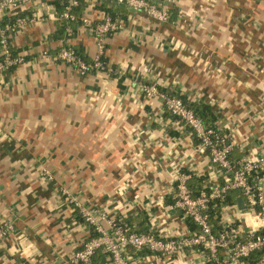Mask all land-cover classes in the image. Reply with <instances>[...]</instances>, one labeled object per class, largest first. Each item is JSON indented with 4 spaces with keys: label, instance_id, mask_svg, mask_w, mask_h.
Here are the masks:
<instances>
[{
    "label": "crops",
    "instance_id": "0c3cea01",
    "mask_svg": "<svg viewBox=\"0 0 264 264\" xmlns=\"http://www.w3.org/2000/svg\"><path fill=\"white\" fill-rule=\"evenodd\" d=\"M55 1L33 0L0 18L29 20L11 38L25 61L0 71V264H71L95 232L64 192L107 230L110 220L145 215L161 238L191 235L174 208L175 185L182 172L201 178L213 167L192 131L143 90L210 105L234 143V163L264 152V0H151L169 12L167 22L121 7L105 68L84 75L56 59ZM84 2L92 25L78 26L66 44L91 63L102 9L120 6ZM205 259L192 248L174 256L129 249L131 264Z\"/></svg>",
    "mask_w": 264,
    "mask_h": 264
},
{
    "label": "built area",
    "instance_id": "2783aa9c",
    "mask_svg": "<svg viewBox=\"0 0 264 264\" xmlns=\"http://www.w3.org/2000/svg\"><path fill=\"white\" fill-rule=\"evenodd\" d=\"M31 1L33 0H0V18L13 14ZM62 1L66 7L61 18L74 22L77 18L73 10L79 6L80 1ZM110 1L125 5L134 11H144L160 22H167L170 17L168 11L158 7L151 0ZM53 10L57 14V9ZM82 21L86 26L92 25L91 21L85 18H82ZM28 22V19L21 17L5 24H1L0 20V71H6L25 61L21 56H13L11 38ZM122 28L119 21L112 20L109 16L98 22L93 33L99 54L91 63L85 62L73 47L66 44L73 34V30L67 28L68 38L61 41L56 59L77 68L83 75L93 69H104L102 57L105 40ZM143 94L148 100L164 101L166 110L192 131L201 153L208 156L213 167L211 174L200 176L206 178V183L197 197L188 185L195 174L180 173L174 189V208L182 211L183 221L192 220L198 231H191L192 234L189 236L164 239L153 231L142 234L134 232L128 219L108 221L107 230L98 215L88 211L77 198L64 192L68 203L80 210L86 223L98 234V237L89 239L69 262L99 264L95 263L94 257L99 250H103L109 264H131L129 249L134 250L136 254L148 250L154 254L174 256L182 254L187 248H192L206 256V264L210 262L220 264L221 259L229 264H245L246 259L253 253L264 250V152L247 157L240 163H234L231 159L234 143L217 125L212 129L206 128L201 119L188 109L180 98L164 95L155 86L145 87ZM232 191L240 192V199H243L246 208L240 209L239 204L224 206L220 217L222 227L215 233L211 224L212 203L224 202ZM4 237L5 232L0 231V242ZM260 264H264V260Z\"/></svg>",
    "mask_w": 264,
    "mask_h": 264
},
{
    "label": "trees",
    "instance_id": "16d2710c",
    "mask_svg": "<svg viewBox=\"0 0 264 264\" xmlns=\"http://www.w3.org/2000/svg\"><path fill=\"white\" fill-rule=\"evenodd\" d=\"M79 6L76 7L73 10V14L76 16V20L74 22H70L67 20H64L61 18V16L64 14L65 12V7L66 4L62 1V0H56L53 4L55 5L56 9H57V16H58V30L54 36L55 40H63V39H67L68 38V34H67V28H71L73 30V34L72 36L75 35V32L78 28V26L83 25V14L86 8L85 2L84 0H79ZM107 16H109L112 20H116L115 17V13H113V11L115 10V12L117 11H121L123 10L121 7H115L112 6L111 9H102ZM1 24H5V21L1 22ZM71 36V37H72ZM70 37V38H71ZM13 49V56L16 57L18 56V53L15 51L14 48ZM78 55L82 57V59L86 61V59L83 57L82 53L80 52V50L77 51ZM174 97V96H173ZM180 98L185 105L187 106L188 109H190L191 111L194 112V114L201 119V121L204 123L205 127L208 129H212L216 127V121L217 118L215 116V114L213 113V109L210 105L208 104H204V103H191L186 99H183L182 97H177ZM174 119H176L174 116H172ZM206 183V178L205 177H201V178H197V177H193L190 182H189V188L192 190L193 194L195 197H197L199 195V193L201 192V190L203 189L204 185ZM241 196L239 191H232L228 194L226 200L224 202H220V201H215L212 203V211H211V224L213 225V229L215 231V233L219 232V230L221 229V225H220V217H221V212H222V208L224 206H235L238 205V200L239 197ZM136 225V226H135ZM186 225L187 227L192 231V232H197L198 228L196 227V225L192 222V220L187 219L186 220ZM131 227L133 228L134 232L137 233H147L148 232V217L143 215L140 217V219H138L137 221L134 219L131 221ZM93 231L95 232V229L93 228ZM93 237H98V234L95 232ZM102 250H99L97 252V256H99L100 258H103L104 255L101 252ZM106 256V255H105ZM99 258V259H100ZM98 259V261H100ZM264 260V250H260L258 252L253 253L248 259H246V262H248L249 264H260L262 263V261ZM96 263V262H95ZM100 264H109L107 262V260H102V262ZM208 264H214L212 262L208 263ZM220 264H229V263H225L223 262V260L221 259Z\"/></svg>",
    "mask_w": 264,
    "mask_h": 264
},
{
    "label": "water",
    "instance_id": "95a60500",
    "mask_svg": "<svg viewBox=\"0 0 264 264\" xmlns=\"http://www.w3.org/2000/svg\"><path fill=\"white\" fill-rule=\"evenodd\" d=\"M114 4H115L116 6L126 7L125 5H122V4H117V3H114ZM238 204H239V207H240L241 209H245V208H246L245 203H244V201H243L242 198L239 199Z\"/></svg>",
    "mask_w": 264,
    "mask_h": 264
}]
</instances>
